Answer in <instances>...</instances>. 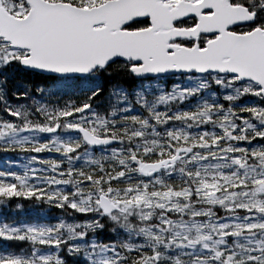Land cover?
<instances>
[{"label":"snow or ice","instance_id":"1","mask_svg":"<svg viewBox=\"0 0 264 264\" xmlns=\"http://www.w3.org/2000/svg\"><path fill=\"white\" fill-rule=\"evenodd\" d=\"M0 153V264H264V0H0Z\"/></svg>","mask_w":264,"mask_h":264},{"label":"trees","instance_id":"2","mask_svg":"<svg viewBox=\"0 0 264 264\" xmlns=\"http://www.w3.org/2000/svg\"><path fill=\"white\" fill-rule=\"evenodd\" d=\"M9 157H12L13 159H18L14 154L0 153V167L4 165V161ZM20 162L23 163V161ZM22 203L24 204L23 207L26 208L25 213L27 215L28 220L30 221H37V222L50 221L53 220L57 215L56 210L47 209L44 206H33L31 202L28 201H23ZM10 208H14V205H11ZM5 216L6 215L5 212L3 211V206L0 205V219L5 218Z\"/></svg>","mask_w":264,"mask_h":264}]
</instances>
